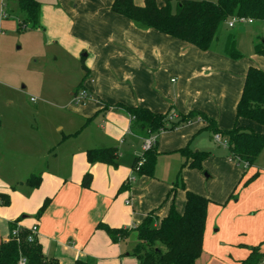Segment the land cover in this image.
I'll use <instances>...</instances> for the list:
<instances>
[{
  "label": "crops",
  "instance_id": "1",
  "mask_svg": "<svg viewBox=\"0 0 264 264\" xmlns=\"http://www.w3.org/2000/svg\"><path fill=\"white\" fill-rule=\"evenodd\" d=\"M5 1L0 0L2 8ZM38 1L34 29L46 45L36 49L47 48L60 59L57 76L63 79L51 82H65V87L38 86L43 100L33 109L35 126L17 107L9 116L0 115V193L9 198L8 204L0 203V242L7 240L12 224L36 225L42 254L58 264H139L131 254L137 235L135 244L128 242L134 228L149 213L157 225L171 205L182 213L188 190L209 200L196 264H240L253 247L264 255V148L252 165L236 164L227 145L196 118L156 135L154 175H140L132 162L146 138L132 131L129 115L115 107L196 111L220 130L243 126L264 133L263 125L236 117L248 68L264 71V55L255 53L264 39V21L229 27L208 50H200L113 12V0ZM133 2L140 6L144 0ZM229 38L238 57L225 51ZM81 90L88 96L78 102ZM184 147L209 152L202 161L205 173L181 166L190 161L178 152ZM94 148H115L117 165L89 162L86 152ZM85 173L92 176L89 187L81 184ZM178 174L184 190L171 192ZM35 176L40 184L27 185ZM99 225L130 232L112 241Z\"/></svg>",
  "mask_w": 264,
  "mask_h": 264
},
{
  "label": "trees",
  "instance_id": "2",
  "mask_svg": "<svg viewBox=\"0 0 264 264\" xmlns=\"http://www.w3.org/2000/svg\"><path fill=\"white\" fill-rule=\"evenodd\" d=\"M23 18L17 22V30H24L28 26H38V0H16ZM175 2V7H173ZM111 10L132 20L136 24L153 28L161 33L190 43L200 50H208L222 23L232 16H244L254 21H264V0H162L158 5L156 0H144L143 5H136L133 0H113ZM225 51L230 57H238L234 43L228 39ZM255 53L264 55V39L255 45ZM82 68L85 67L82 65ZM130 117V129L138 130L145 137L157 135L161 131L174 130L179 125L200 118L206 123L204 129H209L213 134H219L226 140L229 157L231 160L247 162L252 165L264 148V133L253 131L249 127L234 126L228 130L217 129L212 120L206 116L190 111L187 114L167 111L157 113L145 107H131L116 104ZM105 106L103 110H107ZM236 117L245 118L264 126V71L250 66L246 72L242 92L236 106ZM185 160L182 167L202 169V161L210 154L208 151H191L188 147L178 150ZM158 152L156 140L154 144L135 157L132 167L143 158V163L137 170L140 175L153 177ZM89 162H103L112 166L117 165V151L115 148H94L86 152ZM91 174L85 173L81 184L89 187ZM26 184L37 187L40 177L35 176L26 180ZM181 187L183 182L178 174L177 182L171 190ZM1 204H8V195L0 193ZM48 201L45 200L38 210L40 215ZM209 200L202 195L185 190V206L182 213L176 211L174 205L170 206L168 213L159 219L157 225L149 213L135 228L137 243L131 254L139 264H196L201 254L203 232L205 228L206 209ZM112 241L124 239L129 235L127 229H113L99 225ZM15 228L10 225L6 241L0 242V264H19L21 258L24 264H58L54 258H47L42 254L41 246L37 239L28 240V229L18 228L15 236L11 231ZM264 255L258 249L251 248L250 255L240 264H257ZM75 264H85L76 261Z\"/></svg>",
  "mask_w": 264,
  "mask_h": 264
},
{
  "label": "rangeland",
  "instance_id": "3",
  "mask_svg": "<svg viewBox=\"0 0 264 264\" xmlns=\"http://www.w3.org/2000/svg\"><path fill=\"white\" fill-rule=\"evenodd\" d=\"M0 6V115L9 116V113L17 107L35 126L33 109L43 100L37 93L38 86L41 84L46 90L54 89L52 85L58 86L59 90L65 87L63 81V83L51 82L53 77L63 79L62 76H57L60 59L55 60L57 56L47 48L36 49V45H46L42 43L39 31L30 26L24 30H17V22L23 18V14L17 8L16 0H6L4 7ZM4 11L9 16L3 17ZM11 24L13 26H10ZM230 29L232 28L224 22L216 36L220 38L221 34H225ZM260 34L263 35L264 32L261 31ZM0 141H3L1 130ZM205 172L204 169L203 173ZM150 217L155 224L156 216L151 213ZM135 235L132 233L128 242L132 241L135 244Z\"/></svg>",
  "mask_w": 264,
  "mask_h": 264
},
{
  "label": "built area",
  "instance_id": "4",
  "mask_svg": "<svg viewBox=\"0 0 264 264\" xmlns=\"http://www.w3.org/2000/svg\"><path fill=\"white\" fill-rule=\"evenodd\" d=\"M253 21L254 20L249 18V17L232 16L226 21V23H227L228 27H233L234 25H237V24H251V23H253ZM87 96H88L87 93L85 91L81 90L75 96V99H76V101L79 102V101H83V100L87 99ZM198 120H201V119L198 118ZM155 138H156V135H150L149 137L144 139L143 144H142L143 151L148 150L154 144ZM214 139L216 141H219V142L223 143L224 145H226V140L222 139L219 134H215ZM234 162L236 163V161H234ZM239 162H240V164H243L245 167L248 166L247 162H242V161H239ZM142 163H143V158L139 159V161L136 163L134 170L137 171L140 168V166L142 165ZM0 203H1V200H0ZM28 231H29L28 240L35 239V235L37 233V226L33 225L32 227H30L28 229ZM17 232H18V227L16 226L11 231V235L15 236L17 234ZM24 263H25V259L21 258L19 260V264H24ZM263 263H264V261H263Z\"/></svg>",
  "mask_w": 264,
  "mask_h": 264
}]
</instances>
